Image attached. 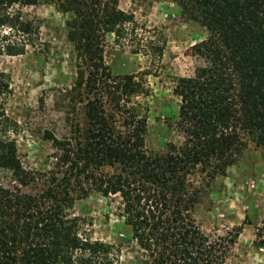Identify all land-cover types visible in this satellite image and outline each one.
Instances as JSON below:
<instances>
[{"label":"trees","instance_id":"obj_1","mask_svg":"<svg viewBox=\"0 0 264 264\" xmlns=\"http://www.w3.org/2000/svg\"><path fill=\"white\" fill-rule=\"evenodd\" d=\"M50 0H0V57L19 56L39 41V27L25 21L16 7ZM68 20L67 39L78 60L74 89L90 94L112 82L121 99L137 95L133 77L113 78L103 63L108 34L120 37L134 17L118 8V0H56ZM188 21L204 26L209 36L193 47L204 61L193 76L179 78L173 93L180 99L179 121L184 145L165 156L144 149L146 120L125 113V131L108 121L100 98L88 101L89 129L83 143L72 147L52 138L67 165V176L82 189L104 197L118 195L121 217L131 231L139 264H226L240 229L212 239L194 217L197 193L187 189L186 175L197 166H231L244 148L242 134L264 147V0H172ZM98 91V92H97ZM9 84L0 73V170L21 172L16 143L9 137L15 123L6 115ZM103 166L115 174L103 173ZM68 194L52 188L38 195L0 188V264H116L111 244L80 234V220L70 218ZM264 229L257 245L264 248Z\"/></svg>","mask_w":264,"mask_h":264},{"label":"rangeland","instance_id":"obj_2","mask_svg":"<svg viewBox=\"0 0 264 264\" xmlns=\"http://www.w3.org/2000/svg\"><path fill=\"white\" fill-rule=\"evenodd\" d=\"M118 8L134 20L123 34H108L103 43V63L113 78L133 77L139 93L123 96L112 82L90 94L86 86L74 89L78 60L67 39L68 16L59 12L57 1L16 7L25 21L39 27V41L25 54L0 57V73L9 84L4 99L6 115L15 123L9 137L16 143L21 171L29 174L24 185L21 172L0 170L3 191L38 195L52 188L68 194L70 218L80 220V234L92 241L111 244L118 252L116 264H139V249L121 217L118 195L102 196L82 189L67 176V165L52 138L72 147L83 143L89 129L86 118L90 99L100 98L105 115L116 131H125V113L135 112L146 120L144 149L150 156L177 152L185 142L179 121L180 99L173 93L179 78L193 76L204 61L193 47L209 36L197 22L188 21L172 0H118ZM244 144L224 172L212 164L197 166L186 175L187 189L197 193L194 217L204 234L212 239L240 229L226 264H264V248L256 234L264 229V147L242 134ZM106 174L118 166H103ZM264 237V235H263Z\"/></svg>","mask_w":264,"mask_h":264}]
</instances>
